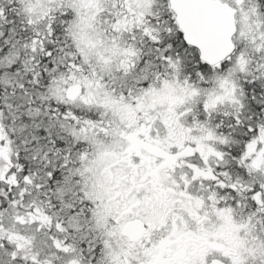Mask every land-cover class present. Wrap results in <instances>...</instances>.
<instances>
[{
    "label": "snow or ice",
    "instance_id": "1",
    "mask_svg": "<svg viewBox=\"0 0 264 264\" xmlns=\"http://www.w3.org/2000/svg\"><path fill=\"white\" fill-rule=\"evenodd\" d=\"M0 264H264V0H0Z\"/></svg>",
    "mask_w": 264,
    "mask_h": 264
}]
</instances>
